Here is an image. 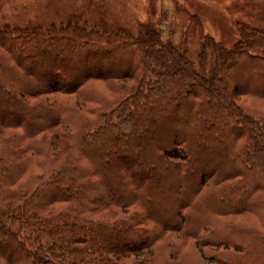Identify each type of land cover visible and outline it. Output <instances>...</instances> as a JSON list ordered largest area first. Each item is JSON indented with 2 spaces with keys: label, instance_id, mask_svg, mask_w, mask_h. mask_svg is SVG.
Here are the masks:
<instances>
[{
  "label": "trees",
  "instance_id": "trees-1",
  "mask_svg": "<svg viewBox=\"0 0 264 264\" xmlns=\"http://www.w3.org/2000/svg\"><path fill=\"white\" fill-rule=\"evenodd\" d=\"M236 22L195 57L149 26L0 25V264H264V28Z\"/></svg>",
  "mask_w": 264,
  "mask_h": 264
},
{
  "label": "rangeland",
  "instance_id": "rangeland-1",
  "mask_svg": "<svg viewBox=\"0 0 264 264\" xmlns=\"http://www.w3.org/2000/svg\"><path fill=\"white\" fill-rule=\"evenodd\" d=\"M70 18L78 23L88 21V24L97 22L102 25L108 22L112 27L125 26L134 31L149 26L159 30L163 39L188 48L195 57L200 50L201 41L207 36H213L226 46H232L238 38V19L249 20L264 28V0H0V25L7 22L59 24L66 23ZM127 57L118 56L108 61V64L112 67L119 63L122 65ZM163 117L164 115L161 116ZM184 117L182 111H177L168 118V129H174L177 121ZM164 136L165 130L157 136H151L150 144L169 146L172 141L165 142ZM129 164L132 165V162L116 164L112 170L129 167ZM201 169L205 171L206 167ZM146 176L147 172L141 173L137 181ZM178 185L179 182H169L162 191H171ZM124 187L126 188L125 183ZM168 200L160 201V198H156L154 201L163 205L158 203L152 210L155 216L165 221H170L179 207V204L175 207L167 206ZM0 219L11 223L6 216L2 215ZM147 220L149 226L160 228L157 218ZM171 237L177 242V249L184 252L185 246H188L184 244V237L178 233H171ZM42 238L43 242L47 241L45 236ZM180 243L185 246L181 248ZM194 243L195 239L190 238V244Z\"/></svg>",
  "mask_w": 264,
  "mask_h": 264
},
{
  "label": "bare ground",
  "instance_id": "bare-ground-1",
  "mask_svg": "<svg viewBox=\"0 0 264 264\" xmlns=\"http://www.w3.org/2000/svg\"><path fill=\"white\" fill-rule=\"evenodd\" d=\"M213 209V208H212Z\"/></svg>",
  "mask_w": 264,
  "mask_h": 264
}]
</instances>
